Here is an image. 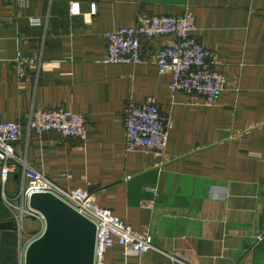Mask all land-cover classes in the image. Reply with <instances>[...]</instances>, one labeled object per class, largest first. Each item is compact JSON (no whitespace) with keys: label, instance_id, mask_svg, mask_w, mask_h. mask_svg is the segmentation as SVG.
Listing matches in <instances>:
<instances>
[{"label":"crops","instance_id":"crops-1","mask_svg":"<svg viewBox=\"0 0 264 264\" xmlns=\"http://www.w3.org/2000/svg\"><path fill=\"white\" fill-rule=\"evenodd\" d=\"M187 11L227 79L213 107L170 93L156 52L173 36L142 40L143 64L104 61L105 34L139 16ZM16 52L39 61L22 81ZM149 99L171 125L163 158L125 151V108ZM37 109L83 116L86 138L23 131L15 154L25 165L7 180L9 199L20 202L27 167L86 191L157 250L125 256L115 245L105 264H264V0H0V122L25 125ZM9 220L18 228H0V264H23L44 222L28 213ZM176 254L183 263L169 258Z\"/></svg>","mask_w":264,"mask_h":264},{"label":"built area","instance_id":"built-area-1","mask_svg":"<svg viewBox=\"0 0 264 264\" xmlns=\"http://www.w3.org/2000/svg\"><path fill=\"white\" fill-rule=\"evenodd\" d=\"M69 12L72 16L79 15V5L70 4ZM96 12V6L91 4L90 15L94 16ZM31 24L40 26V21L32 20ZM196 30L194 16L188 11L180 17L139 16L135 27L121 28L105 34L107 54L104 61L112 65L143 64L142 40L173 36L176 41L156 52L159 72L171 77L168 86L170 93L185 95L194 105L213 107L220 93L225 90L227 79L216 70L220 62L215 53L201 45L193 36ZM38 62L16 52V77L22 81L28 71L37 70ZM86 125L83 116L62 109L32 110L25 125L0 122V202L15 218L26 213L40 217L27 208L30 197L33 194H50L56 197L95 226L93 264H105L107 251L115 245L123 248L125 256H143L150 251H157L149 235L134 231L111 211L98 207L86 191L64 190L27 167H23L24 187L20 202L7 197L5 189L9 176L19 166L25 165L15 154V145L20 141L23 131L37 136L56 132L64 138L84 141ZM124 128L126 152H141L163 158L171 125L161 116L153 100L129 102L125 108ZM169 258L183 263L177 254Z\"/></svg>","mask_w":264,"mask_h":264},{"label":"water","instance_id":"water-1","mask_svg":"<svg viewBox=\"0 0 264 264\" xmlns=\"http://www.w3.org/2000/svg\"><path fill=\"white\" fill-rule=\"evenodd\" d=\"M29 208L40 215L44 229L24 252L23 264H93L95 226L50 194H33ZM0 202V228L15 231V220Z\"/></svg>","mask_w":264,"mask_h":264}]
</instances>
